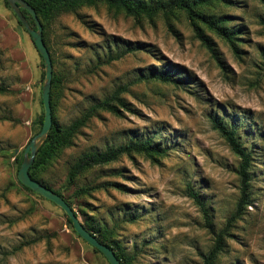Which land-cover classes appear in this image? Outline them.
I'll list each match as a JSON object with an SVG mask.
<instances>
[{
	"label": "rangeland",
	"instance_id": "rangeland-1",
	"mask_svg": "<svg viewBox=\"0 0 264 264\" xmlns=\"http://www.w3.org/2000/svg\"><path fill=\"white\" fill-rule=\"evenodd\" d=\"M196 12L224 17L237 31L235 53L194 19L224 67L180 9L134 17L99 2L46 23L60 77L52 89L59 123L68 125L115 92L125 105L114 100L118 112L98 111L41 175L70 200L82 223L115 230L129 264H203L213 236L186 185L201 196L216 231L240 195L239 158L212 127L209 117L217 116L236 130L252 161L250 202L214 264H264V4L214 0ZM161 73L170 80L157 78ZM43 82L31 36L0 0V84L9 89L0 93V264H109L74 232L59 206L18 183L17 159L40 130ZM146 139L165 152L122 154L68 181L82 154Z\"/></svg>",
	"mask_w": 264,
	"mask_h": 264
},
{
	"label": "trees",
	"instance_id": "trees-1",
	"mask_svg": "<svg viewBox=\"0 0 264 264\" xmlns=\"http://www.w3.org/2000/svg\"><path fill=\"white\" fill-rule=\"evenodd\" d=\"M25 1H27L34 8L37 17L41 22L42 36L48 50H50V48L48 46V39L46 33V27L48 25L46 23L52 17L63 12L75 11L77 8L83 5H95L99 2H105L110 7L121 9L127 15H131L134 17H138L141 15L152 17L158 12H163L165 15H168L173 13L174 10L176 9L184 10V12L187 14L188 19L191 21L192 25L194 26L196 35L201 40V42L206 46V48L210 51L212 56L221 65V67H224V65L222 63V59L219 55V52L215 47V44L212 42V40L209 37L205 35V33L201 31L199 27H197V25L194 22V19H200L210 30H212L215 34H217L219 37L225 40L226 43L230 45V47L235 53L238 52V47L236 43L237 31L228 29V27L225 25V22L227 20H225L224 17L214 18L196 12L197 7L210 4L214 2V0H25ZM260 1L262 4H264V0H260ZM4 2L10 8L7 1L4 0ZM21 11L28 19L30 25L35 27L33 18L30 15V13L25 9H21ZM18 22L23 27L22 23L19 20ZM263 57H264V50H263ZM52 63L54 64L53 58H52ZM157 78L162 80H170V77H167L162 73L159 76L157 75ZM59 80H60L59 74H56V72L53 69L52 84L50 91V104L52 109L53 124L47 133L46 139L38 148L34 161L29 168L30 176L33 179L40 181L49 188H51V186L42 178L41 173L50 164L52 159L58 153H60L63 149L73 144L74 137L78 133L80 128L85 126V124L89 121V119L100 110H106L112 113L118 112V108L113 102L114 100H118L122 106L125 105L121 101V99L117 96V92H115V94L111 95L110 97L93 103L78 117L73 119L68 125H62L61 123H59V121L56 119L54 115V103L52 96V89L54 88V86L59 84ZM8 90L9 89L6 86L0 84V93L7 92ZM40 103L42 104V99L40 100ZM43 117L44 115L42 113L40 115V118L38 119L40 129L43 123ZM209 118L212 127L215 130H217V132L224 138L229 148L239 158L237 174L239 176L240 195L236 203V208L234 212L226 220L225 226L221 230L216 231L213 223L211 222L208 208L206 207L201 196L199 195L198 192H196L193 189V187L190 184L186 185L187 195L191 197L200 206V209L203 212V216L205 220V227L213 236V244L211 248L208 250L207 253L202 254L203 264H214L215 259L224 248L225 237L230 234L229 230L230 227L232 226V222L242 213L243 209L250 202L249 168L251 166V161H252L250 152H248L243 146L242 142L240 141L237 135L236 130L228 126L221 118L217 116L211 115ZM133 152L144 153L148 157L154 158L155 155H160L163 152H165V149L153 143L151 139H146V140H136V141L131 140L124 145H119L117 147H110L104 151L86 152L82 154L70 167L67 176L68 181L69 182L73 181L81 173L92 167L108 164L112 161L117 160L118 157L121 156L122 154H131ZM22 159H23V155H21L17 159L18 165H20ZM18 183L25 190L37 194L34 191H32L30 188L23 185L19 180ZM109 186H114L119 189L124 188L118 184H110ZM54 191L59 195H61L65 199V201L73 208L70 200L65 198L60 191L58 190H54ZM79 191L86 192V188H81ZM64 215L66 217V221L69 224V226L73 228L71 220L69 219V217L65 212ZM83 225L88 231H90L93 235H95L100 242L111 247L117 258L121 261V264L130 263V259L125 255L122 246L119 244L118 240L115 237L114 229L108 228L106 225L99 224L96 221L85 220V222H83ZM93 249L95 252L100 253L104 257V255L98 249H96L95 247H93Z\"/></svg>",
	"mask_w": 264,
	"mask_h": 264
},
{
	"label": "water",
	"instance_id": "water-1",
	"mask_svg": "<svg viewBox=\"0 0 264 264\" xmlns=\"http://www.w3.org/2000/svg\"><path fill=\"white\" fill-rule=\"evenodd\" d=\"M12 11L15 13L18 20L22 23L23 27L30 34L31 39L41 55L44 65V82L41 87V99L43 104V123L41 129L36 133L29 143L23 149V159L17 171L18 180L30 188L35 193L44 197L59 206L71 220L75 232L88 244L98 249L109 264H121L111 247L100 242L95 235L88 231L83 223L80 221L75 210L65 201V199L56 193L53 189L47 187L40 181L33 179L29 174V168L32 165L38 148L47 137V133L53 124L52 109L50 104V91L53 76V65L51 56L47 46L44 43L42 36V25L37 17L34 8L25 0H6ZM21 9L27 10L33 18L35 27L30 25L28 19L22 13ZM19 149L14 152L18 153Z\"/></svg>",
	"mask_w": 264,
	"mask_h": 264
}]
</instances>
